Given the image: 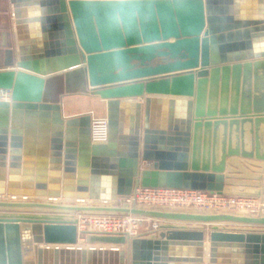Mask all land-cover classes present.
<instances>
[{
    "label": "water",
    "instance_id": "1",
    "mask_svg": "<svg viewBox=\"0 0 264 264\" xmlns=\"http://www.w3.org/2000/svg\"><path fill=\"white\" fill-rule=\"evenodd\" d=\"M9 2L16 58L0 69V90L10 91L0 99V196H9L0 199V264H202L204 250L208 264H264L262 214L116 204L137 186L264 204V0H166L162 35L154 28L151 41L102 47L87 39L81 9L136 2ZM155 58L168 60L148 63ZM71 95L104 105L106 140L91 139V113L62 114ZM22 113H52L50 145L35 164L17 127ZM46 162L53 181L42 176ZM78 212L132 213L158 227L137 236L83 231L86 243L109 246L82 247Z\"/></svg>",
    "mask_w": 264,
    "mask_h": 264
},
{
    "label": "built area",
    "instance_id": "2",
    "mask_svg": "<svg viewBox=\"0 0 264 264\" xmlns=\"http://www.w3.org/2000/svg\"><path fill=\"white\" fill-rule=\"evenodd\" d=\"M10 96L9 90H1ZM6 97V98H7ZM5 99V98H4ZM108 121L106 117L92 118L90 136L93 141L107 139ZM117 205L127 204L142 208H180V209H210L220 210H245L248 213H258L262 208L258 207L250 198L227 196L215 192L200 190L141 187L137 186L133 193L127 197H119ZM78 239L81 241L83 231L98 234H127L137 236L144 229L150 230L158 227V220L132 213H94L77 214Z\"/></svg>",
    "mask_w": 264,
    "mask_h": 264
},
{
    "label": "rangeland",
    "instance_id": "3",
    "mask_svg": "<svg viewBox=\"0 0 264 264\" xmlns=\"http://www.w3.org/2000/svg\"><path fill=\"white\" fill-rule=\"evenodd\" d=\"M86 2H121V1H132L136 2L135 4L130 3L128 9L125 6L121 8L106 7L105 5H100L95 9H81V14L79 15L85 31L88 34L89 41H95L98 47H102L105 43L113 46L122 44L125 45L127 42H139L141 37L145 39L151 38L152 31L154 28H157V33L162 35L168 29L166 25L171 20L170 13L164 11L168 5L164 2L166 0H155L159 2L158 4L147 3L149 0H83ZM141 1V2H140ZM142 2H145L143 5ZM111 8V9H110ZM3 16H6L5 23L8 24V27L11 24V15L10 8L8 5H3ZM161 10V11H160ZM106 11H109L106 13ZM166 17L164 21H160V13ZM107 17L109 19H107ZM13 19V17H12ZM14 21V20H13ZM166 25V26H165ZM110 39V40H109ZM111 41V42H110ZM167 58H155L148 62L149 64H157L160 62L167 61ZM135 62V61H133ZM12 66V64H9ZM8 65V67H9ZM138 65V64H137ZM7 67V66H6ZM4 69V68H0ZM104 114L103 111H98L97 114ZM194 208V207H192ZM196 209V208H195ZM231 213H247L245 210H235ZM81 242L85 243V238L81 236Z\"/></svg>",
    "mask_w": 264,
    "mask_h": 264
},
{
    "label": "crops",
    "instance_id": "4",
    "mask_svg": "<svg viewBox=\"0 0 264 264\" xmlns=\"http://www.w3.org/2000/svg\"><path fill=\"white\" fill-rule=\"evenodd\" d=\"M3 5H8L10 8V15H11V24L8 27V24L5 23L6 16H3ZM12 6L9 2V0H0V68H9L11 65H9L15 58H16V44H15V35H14V18L12 19ZM9 65V67H8ZM7 66V67H6ZM87 96H78V95H71V96H65L63 98L62 102V114L65 117L74 116L82 113H90L92 107H87ZM97 100V99H96ZM90 111V112H89ZM97 114V112H95ZM51 114V116H50ZM21 121H19V127L23 131V137L25 142H27L28 149L32 151V158L31 161L33 164L36 162V157L39 155L40 149H44L45 146L47 148L50 145V138H51V132L53 131V122H52V113H49L48 116H39L36 115L34 118H28L25 113H22ZM46 167L43 169L44 174L42 175L45 181H53L55 178V174L53 169L50 168V163L46 162ZM48 166V167H47ZM77 167V166H76ZM77 173V172H76ZM73 173L71 178H67V180H76L75 174ZM6 174V178H7ZM22 169L19 168L18 172L13 173V176H18L20 179L22 178ZM12 177V176H11ZM31 177L33 180L36 178V169L32 168V174ZM264 177V174L262 178ZM61 180V186L63 185L64 181H67L64 178H60ZM7 180V179H6ZM261 185L260 189L264 190L263 186V179H261ZM252 199L255 204L262 208V210L258 213H262L264 215V204L261 202L258 198H250ZM164 210H171L174 211L176 209H169V208H160ZM181 211L185 212H192V213H209L207 211H202L198 209H179ZM242 215H250L249 213H240ZM261 215V214H259ZM223 224H236L232 222H222ZM205 226V234H204V245L207 249V246L209 244V237H208V231L210 224L203 223ZM238 225V224H237ZM240 225V224H239ZM151 230L149 228L144 227V229L140 232L139 235H146ZM78 243L86 244L85 242H81L80 239H78ZM202 264H208L207 263V250L203 251L202 256Z\"/></svg>",
    "mask_w": 264,
    "mask_h": 264
},
{
    "label": "bare ground",
    "instance_id": "5",
    "mask_svg": "<svg viewBox=\"0 0 264 264\" xmlns=\"http://www.w3.org/2000/svg\"><path fill=\"white\" fill-rule=\"evenodd\" d=\"M5 95H8V94L6 92L0 90V99L10 101V96L7 97ZM96 99L97 98L88 97L87 98V102H86L87 103V107H89V106L92 107L91 112L89 111L92 114L91 115V120H92V118H102V117H104L103 115L105 114L104 105L100 101H98L99 99H97V100ZM101 110L103 111L104 114H101L100 112H99L100 114H96L95 113V112H98V111H101ZM7 198L9 199V196H6V195L0 196V199H7ZM60 202L65 203V204H67L68 202L69 203L70 202H73V203L75 202V203L81 204V201L78 202V201H75V200L60 199ZM162 208H164V207H162ZM169 209H174V208H169ZM175 209H180V208H175ZM198 210L207 211V212H233V211H235V210H232V211H229V210H220V211L218 210V211H215V210H210V209H198ZM236 210H238V209H236ZM77 214H79V212L75 213L76 218H78ZM86 214H88V213H86ZM91 214H94V213H91ZM259 214H262V213H251L250 215H259ZM76 245L77 246H82V247L83 246H85V247H90L91 246L92 247V246H101V245L109 246L108 244H99V243H87V245H86V244L78 243V241H77Z\"/></svg>",
    "mask_w": 264,
    "mask_h": 264
}]
</instances>
